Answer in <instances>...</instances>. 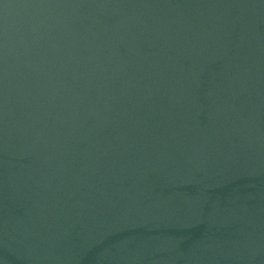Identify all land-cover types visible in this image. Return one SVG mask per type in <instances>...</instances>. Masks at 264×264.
Wrapping results in <instances>:
<instances>
[{"label": "water", "instance_id": "water-1", "mask_svg": "<svg viewBox=\"0 0 264 264\" xmlns=\"http://www.w3.org/2000/svg\"><path fill=\"white\" fill-rule=\"evenodd\" d=\"M0 264H264V0H0Z\"/></svg>", "mask_w": 264, "mask_h": 264}]
</instances>
